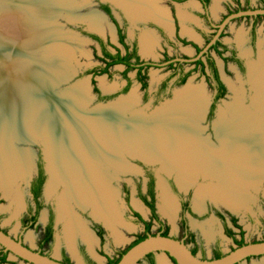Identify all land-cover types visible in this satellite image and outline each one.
Segmentation results:
<instances>
[{"label":"bare ground","instance_id":"1","mask_svg":"<svg viewBox=\"0 0 264 264\" xmlns=\"http://www.w3.org/2000/svg\"><path fill=\"white\" fill-rule=\"evenodd\" d=\"M17 1L11 0L0 8V172L8 168L1 176L0 189L11 200L20 198L12 185L33 169L32 163L35 168V155L34 150L18 148L15 141L22 139L25 143L36 134L47 135L52 146L47 148L52 162L47 193L60 182L67 188L59 199V214L61 219H67L64 231L73 255L79 232L92 250L97 241L80 217L73 214L71 200L82 209L93 206L94 214L118 237L122 238L121 227L133 229L117 205L116 191L109 186L115 177L110 168L124 173L133 169L123 157L126 152L137 151L147 159L166 163L167 169L177 171L181 188L190 185L198 174L197 163H202L204 174L224 181L222 187L212 191L214 198L237 209L248 204V189L264 175V56L251 79L255 110L247 112L238 93L229 105V115L222 113L216 125V144L200 135L203 127L199 122L208 99L203 88L192 84L181 89L166 107L153 112L152 120L144 113L136 112L131 119L127 113L124 115L125 108L136 100L134 93L128 99L120 98L118 103L90 109L92 98L87 82L62 92L53 90V86L63 84L76 73V50H72L75 45L69 38L75 36L60 35L63 27L56 22V15L63 9L69 13L67 6L62 0ZM112 1L124 6L134 19L167 18L162 8L157 14L158 0ZM102 16L93 12L86 19L100 30ZM44 18L49 19L45 24ZM143 39L145 55L151 54L154 36L145 35ZM63 54L66 59L62 62ZM43 74L46 79L41 80ZM60 160L62 163H58ZM162 181V211L173 220L177 205ZM205 192L196 196L198 209L203 207ZM159 264L169 263L160 258Z\"/></svg>","mask_w":264,"mask_h":264},{"label":"rangeland","instance_id":"2","mask_svg":"<svg viewBox=\"0 0 264 264\" xmlns=\"http://www.w3.org/2000/svg\"><path fill=\"white\" fill-rule=\"evenodd\" d=\"M9 1L11 0H0V8H3L4 3H7L5 5H9L10 4ZM100 1L101 0H62V2H64V4L67 6L69 13H67V11L66 10L64 11L63 9L62 12L60 13L61 15L60 14L56 15V17H58L56 19V22L64 26V28H62L63 32L60 33V35L67 36L69 34L70 35L73 34L75 36V38H73L72 36H69V38L72 40V43L75 45L73 46L72 50L73 49L76 50V52L74 53L76 59L75 58L73 59L74 61L73 67L74 69H76V73L74 72V74L70 77V79L64 82L63 84L57 87L53 86V90L55 88L56 91L62 92L63 90L70 88L73 89L76 88L77 85L80 86L82 83L87 82L86 84L88 87V92L90 94V97L92 98L91 104L88 106V108L90 109H94L101 105H106L112 102H117L122 97H123L122 99H128L127 97H130V95L134 93L136 100L133 101L132 104L128 105L127 110L125 108L124 115L127 113L126 114L127 118L131 119V117L136 112L140 114L144 113V115L146 114L148 120H152V114H154L153 112H156L157 110L166 107V103L174 100L176 94L181 89H183L186 85L192 84V86L197 89L203 88L205 95L207 96L208 99L207 101L208 103L206 106L207 112L205 111L206 113H204L203 119L199 122L200 125L203 127V131L200 135L203 138L211 139L212 142H215L216 144H218V140L216 137L217 134L216 125L218 122H220L222 118V113L227 114V116L229 115V105L236 100L237 98L236 96L238 93L239 95L242 96L244 105L248 108L247 112L250 113L255 110L254 105L251 103L252 96L254 99L256 95L254 89L252 88V84L254 82H251L252 83L251 84L249 81V64H252L251 79H253V72L255 70L257 71V67L259 66L260 61L264 56V16H261L257 19L256 33L253 38L250 33L253 19L248 20L246 18L235 20L232 21L231 23H228L227 28L225 29V35L222 38L226 44H229L231 48H236L239 54L243 55L242 56L243 59L247 62L246 73L241 72L234 62L230 61L227 62L225 65L222 59L214 51H212L213 55L217 59V62L221 70L222 79L226 83L228 91L226 97L222 99L220 102H218L215 116L211 120H208V118L205 117L207 116L208 110L210 108L214 91L206 84V77L203 74H201L199 70H196L190 74V77L187 79L188 83L184 87L183 86L175 87L172 94L161 99L160 98L156 99L155 97L157 92V86L159 82L169 74L168 68L150 69L148 73V90H147L148 96L146 99H144V95L146 91L141 87L140 83L136 80L134 76L135 72L131 71L129 75L132 77L133 81L128 91L120 94L118 93L116 97L111 98L108 101H103V100L100 101L98 99L97 93L94 90L95 85L98 87L101 93L107 95L110 93H115L117 91H120L121 87L126 82L122 76V69H123L122 66H113L109 74H105V73L98 74L95 77L96 79L95 84L92 82V78H93L92 74H87V69L94 66L103 65V62L99 59V57L102 56V53L99 45L88 36L79 32L78 28L80 27L87 29L88 27L91 28L92 26L89 20L86 18L92 15L93 12H97L100 15L102 14L104 16L101 22L102 23L101 31L103 32L107 31L111 33L114 31L113 26L110 24V20L102 13L101 9L99 8ZM102 1L113 2L112 0H102ZM14 2H18V1L14 0ZM159 4L163 6L160 3V1ZM252 4L254 7H258L260 6L261 3L258 2L257 0H252ZM185 6H187L188 9H192L191 6L188 4H185ZM220 6H222V11H225L223 10L224 8L223 2L221 3ZM56 8H58V10L61 9L59 8V6H57ZM179 10H182V8L178 7L177 11ZM1 14L2 13L0 12V15ZM222 15L223 13L216 14L214 17L215 21L218 22L219 20H221ZM42 21L45 24L49 21V19L44 18L42 19ZM53 22H55V20H53ZM48 25H50L51 27L53 26L52 24H48ZM184 28L190 30L189 28L184 26L182 30V32L184 33L186 32ZM129 29L131 30V28ZM79 38L87 39L88 42H86L84 39L82 41ZM201 42L200 44H202ZM157 44L158 42L156 43V46ZM160 45L158 44V49L156 50L157 57L154 58L156 60L159 59V57L163 53H165L169 57H178V58H183V57L194 58L195 56L194 51L191 49L190 45L185 46L179 43V45L175 49L168 46L167 48L165 47L166 52L164 50V46L161 45L160 47ZM143 49H144V42L142 37V53L145 55ZM67 53L68 52H66V55ZM226 55H229V53H227ZM144 57L150 58L149 56L147 57V55H145ZM64 59L66 58H64V54H63L62 62ZM62 65H64V63ZM193 67L194 64H186L187 69H192ZM44 78L46 79L45 74L42 75L41 80H43ZM15 142H16L15 144L18 147H31L34 150H36V154L34 157L35 163L38 162L40 158L39 156L41 155V157H43L44 163L47 164V161L45 159L46 156L43 153L45 147L40 139L38 140V142L34 144H28L19 141H15ZM12 143L14 142L12 141ZM142 155L143 154L137 153V155H135L133 158L126 156L127 160L132 165L133 169L130 170L129 172H125V174L123 175H120V177H118L119 175L118 173H124V172H120L118 170H115L114 168H110V173L113 174L115 177L111 180L109 186L116 191L117 205L119 209L122 211L124 220L129 225L131 226L133 225L132 226L133 229L128 230L125 227H121L120 230L123 233L122 238L118 237L114 234L113 230L109 225L106 224V222H104L98 215L94 214L93 206L84 207L87 210L84 212L80 209V207L82 206L79 207V205H77L75 200H71V209L74 212L73 214H77L80 217V220L85 224V226L88 229L91 230L94 236L95 234L93 232L94 231L93 225L98 224L103 226L106 229L105 239L102 242H100L98 236L97 238L95 236L94 238H96L97 242H95L96 244L94 245L92 250L89 247V245L86 243V241L83 239V236L81 235L82 233L79 232L75 241V245H76L75 255H73V253L68 247V243L64 231L65 229L64 227L67 219L66 220L61 219L64 221V227L63 229L62 226L59 228L57 239L54 241L53 244L45 246L42 250L47 254H50L51 256L58 259L62 258V252L65 251L66 254L70 256L74 264H91L89 261H86L83 258L81 254V250L85 253V255L89 258L90 261L94 262V264H108V258H113V259L117 258L121 250H123L139 234H142L144 232V223L142 219L149 220L151 218L150 210L143 203L139 195V187L142 186L144 188L145 183L147 181V177H146L147 174L145 173V169L143 168L142 165L144 163L148 165V167H152L158 177L157 213L159 214L161 220L165 222V224L169 227V234L172 236H176L179 239L186 240L184 232L179 223L180 208L178 204V199L176 198V196L171 194L167 188V191L169 192L172 199L175 201L177 205L176 216L173 220H170V218L162 211L163 198H162V189L160 186L161 185L160 176H163L167 180L168 179L173 180L176 189L181 196L185 197L188 196V193L189 194L192 193L191 205L194 206L196 210L195 212L196 215L195 216L189 215L188 221H189L190 230L193 233H195L197 241L199 242V245L196 248L197 254L199 256L205 258H211L214 256V251L217 248H219L223 253H228L234 248V246H236L233 239L230 236H228L227 233L225 232V225L222 219H218L215 210L224 211L226 213L237 215L245 229V238L247 242L259 241L264 239V227L261 222V219L264 217V175L260 179V181H258V184L254 183L252 186H250L249 188L250 190L248 189L251 196L248 204L237 209L229 206L227 203H224L220 199L213 197L214 195L212 194L213 193L212 191H214L216 188L220 186L222 187L224 181L214 176H209L204 174L203 172L204 165L202 163H197V165H199L197 166L198 168H196L198 174L194 175V178L193 180H191L190 185L188 187H183L185 189H181L179 187L180 185L177 184L179 182L177 180L178 173L176 170L167 169L166 163H162L159 161L155 163L144 162L141 159L144 158ZM123 157L125 158L124 155ZM58 163H62V161L60 160ZM31 167L33 169L30 168V171L29 173H27L26 176L19 178L18 181H16L12 185V189L18 193L20 200L19 199H17L18 201L17 200L14 201V199L11 200V198H9L5 194V192L0 189V227L5 229L12 236L16 238H21V240L26 245L32 247L35 250H39L40 247L38 242L41 238V230L43 228V225L45 224L44 223L45 215H43V212H46L47 209L46 208L42 209L39 217L40 222L36 227L26 230L24 232L20 225V219L23 213H25V204L29 202L33 203L29 188V182L30 179H32V177L36 175L37 167L35 164V168H34L33 163L31 164ZM137 167L141 169L137 170ZM5 169H3L2 172H0V179L1 176L7 172ZM163 171L168 172L169 173L168 175L170 176H166L163 173ZM50 182H51L50 176L48 174V178L44 188V198L46 201V205L48 204L52 206L54 205L58 209L59 199L61 195L64 193L65 189L67 188L65 187V184H63L64 182H60L58 184L59 186L57 185V188L53 192L47 193V186ZM187 188L189 189L187 190ZM119 189L120 191L118 192ZM185 191L188 193L186 194ZM202 191H206L203 196V207L204 204L206 203L208 206H210L213 209V211H210L208 215L207 214L205 215V213L201 211L203 207L200 209L196 207V196L198 192H202ZM197 210L201 211L202 213L198 212ZM136 213H138L141 216V218L137 217ZM152 232L155 234L159 232L158 222H154V225L152 227ZM236 232L238 233V229H236ZM239 237L240 236L238 235V238ZM78 238H81L85 243L82 242L81 239L77 242ZM187 244H189V246L194 245L191 243H187ZM155 258H156L155 264H159L160 258H165L169 264H175L169 258V256L163 252H156ZM5 264H30V263L20 258H17L13 255H9V262ZM139 264H150V261L148 259H143ZM240 264H264V256L252 257Z\"/></svg>","mask_w":264,"mask_h":264},{"label":"flooded vegetation","instance_id":"3","mask_svg":"<svg viewBox=\"0 0 264 264\" xmlns=\"http://www.w3.org/2000/svg\"><path fill=\"white\" fill-rule=\"evenodd\" d=\"M159 1L165 7L161 6L159 4ZM257 1L261 3L260 6H258L259 8L253 6L252 0H158L156 12L157 14H159L160 9L161 8L162 10L164 9L167 13L166 19L163 18L162 16L160 17L150 16L145 18L134 19L130 14H128L124 6H118L116 5L115 2L113 3L111 1L101 0L99 3V8L101 9L102 13L110 20V24L113 26L114 31L111 33L107 31L103 32L101 31V29L95 30V28L93 29V27L91 28L88 27V29L83 27L78 28L79 32L88 36L99 45L102 53V56L99 57V59L103 62V65L94 66L87 69V74H92L93 76L92 82L95 84L96 83L95 77L98 74H100L101 71L104 70V68L108 67V72L105 74H109L113 66H122L123 67L122 76L126 82L121 87L120 91L117 92L114 91L115 93H110L107 95L101 93L98 87L95 85L94 90L97 93L98 99L100 101L102 100L108 101L111 98L116 97L118 93L120 94L128 91L133 81L132 77L129 75L131 71L135 72L134 76L136 80L140 83L141 87L146 91L144 95V99H146L148 96L147 93L148 73L150 69L168 68L169 74L166 77H164L157 86V92L155 97L156 99L159 98L161 99L172 94L175 87L177 86L184 87L188 83L187 79L190 77V74L196 70H199L200 73L206 77V84L214 91L212 102L210 104V108L208 110L207 116L205 114L206 116L205 118L211 120L216 114V108L218 102H220L222 99L226 97L228 91L227 85L222 79L219 64L217 62L216 57L213 55L212 51H214L222 59L225 65L227 62L231 61L237 65V67L240 69L241 72L243 73L247 72V62L243 59L242 57L243 55H240L236 48H231L229 44H226L222 39L225 35V29L227 28L228 24L223 29L221 35L219 36V39L213 45L210 46L208 51L204 52L198 59L194 61H189V59H191L189 57H183V58L169 57L165 53L161 54L159 59L156 60L154 58L157 57L156 50L158 49V44L164 46L165 52L168 46L175 49L179 45V43L185 46L190 45L191 49L194 51L195 54L194 58H196L200 54V52L208 45V43L213 39V37L218 33L219 25L229 15L244 10L264 9V0H257ZM222 2L224 5L223 10L225 11H222V6H220ZM185 4L190 5L192 9H188L187 6H185ZM178 7H181L182 10L177 11ZM218 13L219 14L223 13V15L221 20L217 22L215 21L214 17ZM261 16L264 15L241 16L232 19L229 23L243 18H246L248 20L253 19L251 31H250L251 36L253 38L256 33V21ZM184 26H186L190 30H188V32L185 33L182 32ZM129 28H131V30ZM145 35L154 36V45L151 47V54L147 55V57L149 56L150 58H145L144 57L145 55L142 53V37L144 38ZM157 42L158 44L156 46ZM200 42L202 44H200ZM216 44L218 46H214ZM224 46L227 47V50L221 53V51H223L224 49ZM106 52L111 54L112 57L111 58L105 57ZM227 53H229V55H226ZM210 57L213 58L214 60V69L217 71L219 75V80H217L214 77L213 67H211ZM120 58H123L124 60H122V62H115L116 59H120ZM186 64H194V67L192 69H187ZM96 89L98 91H96ZM39 157L40 158L36 163V167H37L36 175L33 176L29 182V188L33 203L29 202L25 204V213H23L20 219V225L24 232L26 230L36 227L40 222L39 217L42 209L46 208L47 209L46 212H43V215H45V221H44L45 224L43 225V228L41 230V238L38 242L40 249L36 251L51 256L50 254L44 252L42 249L45 246L54 243V241L57 239L59 228L62 226L63 229L64 227V221L62 220L59 221V214L56 206L54 205L52 206L49 204L46 205V201L44 198V188L48 178V173L46 169V163H41L44 162L43 157H41V155ZM142 165L143 168L145 169V173L147 174L146 176L147 181L145 183L144 188L142 186L139 187V195L143 203L150 210L151 218L149 220L142 219L144 223V232L142 234H139L123 250H121L117 258L122 257L124 255V254L122 255V252L125 251L135 240H137V238L143 236L146 233V223L148 222L151 223L150 233L152 235H155V233L152 232V227L154 225V222H158L159 223L158 233L162 234L164 231H167L168 232L167 236H172L169 234V227L165 224V222L161 220L159 214L157 213L158 177L152 167H148V165H146L145 163ZM5 170L8 171V168H6ZM118 174H119L118 177H120V175H123L125 173H118ZM165 180L169 192L174 196H176V198L178 199V204L180 208L179 223L186 237V240L184 239H180V240H184L185 243L194 244L193 246H189L193 252L198 247L199 242L197 241L195 233H193L190 230L189 221H188L189 215L190 216L196 215L195 213L196 210L194 206L191 205L192 193L189 194L188 192H186V194L188 193V196L185 197L181 196L176 189L174 181L171 179L168 180L165 179ZM36 189L40 190V193L37 196L35 192ZM119 191L120 189L118 190V192ZM197 211L198 212L202 211L205 213V215L206 214L208 215L210 211H213V209L205 203L203 209L201 211L199 210ZM215 212L218 216V219H222L225 225V232L235 242L236 246H234V248L238 247V243H237L238 241L242 240L245 243H247L245 238V229L237 215L226 213L224 211H219V210H215ZM136 216L141 218V216L138 213H136ZM261 222L264 227V217L261 219ZM93 228H94L93 232L96 238L98 236L100 242H102L105 239L106 229L98 224L93 225ZM1 229L7 232L3 228ZM236 229H238V233L236 232ZM238 235L240 236L239 238ZM172 237L177 238L176 236H172ZM16 239L21 240V238H16ZM80 239L81 238H78L77 242ZM82 242L84 241L82 240ZM2 247L3 246L0 245V249ZM217 249L214 251V256L211 258H215L217 252L221 251L220 249L219 250ZM81 254L86 261H89L91 264L94 263L93 261L89 260V258L85 255V253L82 250H81ZM1 255L2 254H0V256ZM9 255L10 252L7 255L8 262H9ZM144 259H148L150 261V264H155L156 261L155 253L148 254ZM59 260L64 263L68 262L69 264H74L70 256L67 255L65 251L62 252V258ZM111 260H113V258H108V264H110Z\"/></svg>","mask_w":264,"mask_h":264},{"label":"water","instance_id":"4","mask_svg":"<svg viewBox=\"0 0 264 264\" xmlns=\"http://www.w3.org/2000/svg\"><path fill=\"white\" fill-rule=\"evenodd\" d=\"M118 5V4H116ZM120 6V5H118ZM253 15H264V9H254V10H244L239 11L237 13L229 15L220 25L218 33L213 37V39L208 43V45L200 52V54L196 58H191L189 61H194L198 59L204 52L208 51L211 45H213L221 35L225 26L234 18H238L241 16H253ZM60 24V23H59ZM61 25V24H60ZM62 26V25H61ZM64 28V26H62ZM252 64H249V81L251 83L252 77ZM230 87V86H229ZM231 89V88H230ZM70 91V90H69ZM68 94V93H66ZM252 99V98H251ZM110 104V103H109ZM107 105V104H106ZM100 107V106H99ZM42 141V144L45 147L43 153L45 154V159L47 161L46 169L47 173L50 176V181L52 179V172L50 170V163L51 159L48 154V147H52L50 142L48 143L49 139L48 136L45 134H36L34 139L29 140L28 144H34L38 142V140ZM48 139V141H47ZM22 142L21 139L18 140ZM24 143V142H23ZM54 146H57L56 143ZM16 145V144H15ZM17 146V145H16ZM18 147V146H17ZM22 149H30L31 151L34 150L31 147H18ZM127 156L134 157L137 155V151H133L132 153L126 152ZM36 154V150H34V155ZM142 154V153H140ZM141 158L144 162L147 163H155L158 161H153L150 159ZM126 158V156H125ZM35 161V160H34ZM129 162L126 158V163ZM35 163V162H34ZM36 164V163H35ZM141 168L137 167V170ZM163 170V169H162ZM166 176L168 172L163 171ZM167 173V174H166ZM160 179L164 181L166 184V180L163 176H160ZM62 184V183H61ZM178 184V183H177ZM50 183L47 186L49 187ZM179 185V184H178ZM59 186V185H58ZM180 187V186H179ZM181 188V187H180ZM185 189V188H181ZM189 188H187L188 190ZM186 192V191H185ZM82 211H87L86 209L80 208ZM234 209V208H233ZM58 214H59V207H58ZM61 220L59 214V221ZM63 221V220H62ZM0 245L4 247L5 251H9L10 255H13L17 258H20L24 261H27L30 264H67L60 261L58 258L53 256H48L46 254H42L39 251L34 250L32 247L27 246L24 244L22 240H17L11 234L5 232L0 228ZM156 252H163L170 257V259H174L177 264H240L245 260H248L252 257H261L264 256V240L255 241V242H247L242 246L235 247L233 250L225 253L223 256L219 258H203L198 254H194L190 249L189 245L184 242V240H180L174 238L172 236H164L160 233L155 235H149L148 237L144 238L143 240L139 241L135 245H133L116 264H139L141 260H143L148 254L156 253Z\"/></svg>","mask_w":264,"mask_h":264},{"label":"trees","instance_id":"5","mask_svg":"<svg viewBox=\"0 0 264 264\" xmlns=\"http://www.w3.org/2000/svg\"><path fill=\"white\" fill-rule=\"evenodd\" d=\"M214 46H218L217 44L216 45H214ZM225 50H227V47L226 46H224V49H223V51H221V53H223ZM106 55H105V57H108V58H111L112 56H111V54H109V53H105ZM122 60H124L123 58H120V59H116L115 60V62H122ZM210 60H211V67H213V73H214V77L217 79V80H219V75H218V73H217V71L214 69V60H213V58H211L210 57ZM108 72V67H106V68H104V70L103 71H101V73H107ZM96 91H98L97 89H96ZM41 163H44V162H41ZM35 192H36V196L40 193V190L39 189H36L35 190ZM150 224L151 223H146V233L143 235V236H140L139 238H137V240H135L125 251H123L122 252V255L129 249V248H131L133 245H135L136 243H138L139 241H141V240H143L144 238H146V237H148L149 235H151V233H150V228H151V226H150ZM162 235H164V236H167L168 235V232L167 231H164L163 233H162ZM238 243V246H242V245H244L245 244V242L244 241H238L237 242ZM8 251H5L4 250V248L2 247L1 249H0V254H2L1 256H0V263L1 264H3V263H6V262H8L7 261V255H8ZM193 253L194 254H196L197 253V250L195 249L194 251H193ZM150 254H152V253H150ZM225 253H223L222 251H218L217 252V254H216V256H215V258H219V257H221V256H223ZM121 259V257L120 258H117V259H113V260H111V262H110V264H116L119 260ZM173 261H174V263L175 264H177L176 263V261L174 260V259H172ZM68 263V262H67ZM69 264V263H68ZM92 264H94V263H92Z\"/></svg>","mask_w":264,"mask_h":264}]
</instances>
